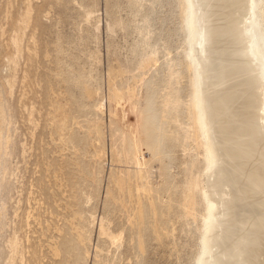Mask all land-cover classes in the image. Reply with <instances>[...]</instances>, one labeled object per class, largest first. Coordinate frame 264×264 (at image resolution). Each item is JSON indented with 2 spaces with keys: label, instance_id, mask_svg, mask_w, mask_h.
Masks as SVG:
<instances>
[{
  "label": "rangeland",
  "instance_id": "obj_1",
  "mask_svg": "<svg viewBox=\"0 0 264 264\" xmlns=\"http://www.w3.org/2000/svg\"><path fill=\"white\" fill-rule=\"evenodd\" d=\"M179 13L0 0V264H196L205 173Z\"/></svg>",
  "mask_w": 264,
  "mask_h": 264
},
{
  "label": "bare ground",
  "instance_id": "obj_2",
  "mask_svg": "<svg viewBox=\"0 0 264 264\" xmlns=\"http://www.w3.org/2000/svg\"><path fill=\"white\" fill-rule=\"evenodd\" d=\"M263 6L178 0L189 124L205 173L207 228L196 264H264L254 236H264ZM196 189L193 178L189 195Z\"/></svg>",
  "mask_w": 264,
  "mask_h": 264
},
{
  "label": "water",
  "instance_id": "obj_3",
  "mask_svg": "<svg viewBox=\"0 0 264 264\" xmlns=\"http://www.w3.org/2000/svg\"><path fill=\"white\" fill-rule=\"evenodd\" d=\"M252 16L254 17V13L251 15V17H252ZM253 17H252V18H253ZM253 56H254V51H253ZM191 62H192V59H191Z\"/></svg>",
  "mask_w": 264,
  "mask_h": 264
}]
</instances>
